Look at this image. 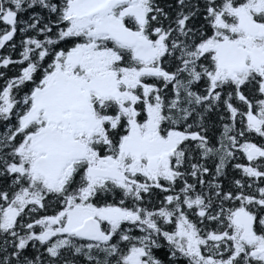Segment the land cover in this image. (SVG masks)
Instances as JSON below:
<instances>
[{
  "label": "snow or ice",
  "instance_id": "snow-or-ice-1",
  "mask_svg": "<svg viewBox=\"0 0 264 264\" xmlns=\"http://www.w3.org/2000/svg\"><path fill=\"white\" fill-rule=\"evenodd\" d=\"M0 264H264V0H0Z\"/></svg>",
  "mask_w": 264,
  "mask_h": 264
}]
</instances>
